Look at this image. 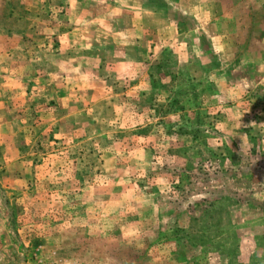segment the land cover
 <instances>
[{"label": "rangeland", "instance_id": "374dc122", "mask_svg": "<svg viewBox=\"0 0 264 264\" xmlns=\"http://www.w3.org/2000/svg\"><path fill=\"white\" fill-rule=\"evenodd\" d=\"M0 264H264V0H0Z\"/></svg>", "mask_w": 264, "mask_h": 264}]
</instances>
